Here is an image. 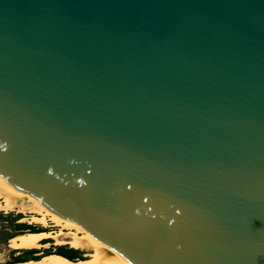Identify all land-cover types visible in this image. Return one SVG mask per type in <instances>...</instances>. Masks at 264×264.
<instances>
[{"label":"water","instance_id":"95a60500","mask_svg":"<svg viewBox=\"0 0 264 264\" xmlns=\"http://www.w3.org/2000/svg\"><path fill=\"white\" fill-rule=\"evenodd\" d=\"M0 177L128 264H264V0H0Z\"/></svg>","mask_w":264,"mask_h":264},{"label":"bare ground","instance_id":"6f19581e","mask_svg":"<svg viewBox=\"0 0 264 264\" xmlns=\"http://www.w3.org/2000/svg\"><path fill=\"white\" fill-rule=\"evenodd\" d=\"M0 211L22 213V221L38 223L43 227L48 226L49 222L54 226L60 227L59 231H42L39 234H32L23 231L22 234H15L9 239L11 248H38L48 246L42 244L41 240L45 237L52 238L55 245H67L70 248L81 249L85 255L90 257V264H128L119 258L101 241L66 219L65 217L53 212L43 206L37 199L21 190L16 189L7 181L0 177ZM28 215L27 217V214ZM61 227L67 231H62ZM39 232V231H38ZM109 250L111 253H109ZM0 264H10L3 262L0 256ZM61 264H69L61 262Z\"/></svg>","mask_w":264,"mask_h":264},{"label":"rangeland","instance_id":"374dc122","mask_svg":"<svg viewBox=\"0 0 264 264\" xmlns=\"http://www.w3.org/2000/svg\"><path fill=\"white\" fill-rule=\"evenodd\" d=\"M19 215L24 217L22 213H17L14 211L5 213L4 211H0V256L2 257L3 262H11L14 259L15 256V252H13L14 248L10 247L8 236H10L11 234L17 231L18 228L17 223L25 222L21 220L23 217L17 219L19 218ZM28 215L30 214L28 213L27 217ZM27 223L46 229V231H50V232L53 231L56 232L60 230V227L54 226L53 223L51 222H49L48 226L46 227H43L38 223H29V222ZM61 229L64 232L67 231L66 228L61 227ZM86 258L88 259L87 261H82V262L74 261V263H69V264H90L91 263L90 257L86 256ZM45 261L48 264H57L56 260H53L50 256L47 257Z\"/></svg>","mask_w":264,"mask_h":264},{"label":"trees","instance_id":"16d2710c","mask_svg":"<svg viewBox=\"0 0 264 264\" xmlns=\"http://www.w3.org/2000/svg\"><path fill=\"white\" fill-rule=\"evenodd\" d=\"M22 217L23 216H20L19 215V218H17V219H20ZM17 226H18L17 231L15 233L11 234L10 236H8V239L10 237H12L13 235H15V234H22L23 231L24 232L25 231H28V232H31V233H35V232H38V231L39 232L46 231V229L40 228V227L35 226L33 224H28L27 222L17 223ZM48 241L49 240H46L45 239V240L42 241V243H45V242H48ZM17 251H19V250L13 249V252L16 253ZM24 251H26V252H32V253L36 252L37 253V252H40L41 250H39V249H25ZM73 252L75 254H73ZM43 253L45 255H48V254L61 255V256L65 257V258L69 259V260H72L73 262L76 259H85V257L82 255V252L80 250H76L74 248H70L67 245H59V246H56L55 249L52 248V247L51 248H48V249H44L43 250ZM50 257L53 260H56V261H59V262L70 263V262H68V261H66V260H64V259H62L60 257L54 256V255H52ZM20 258H21L20 256H14V259L13 260L14 261H19ZM37 259H39V257H33V260H37ZM8 263H14V262H8Z\"/></svg>","mask_w":264,"mask_h":264},{"label":"crops","instance_id":"0c3cea01","mask_svg":"<svg viewBox=\"0 0 264 264\" xmlns=\"http://www.w3.org/2000/svg\"><path fill=\"white\" fill-rule=\"evenodd\" d=\"M42 232V231H41ZM40 232H35V234H39ZM32 234H34V233H32ZM34 234V235H35ZM10 239V238H9ZM49 240L48 242H45V243H42V244H48V246H42V247H38V248H34V249H39V250H41L40 252H34V253H32V252H26V251H24L25 249H27V248H19V249H17V250H19V251H17L16 253H15V256H20L21 258L19 259V261H11V262H14V263H10V264H48L46 261H45V259L47 258V257H49V256H52V255H54V256H57V257H60V258H62V259H64V260H66V261H68V262H70V263H74L72 260H69V259H67V258H65V257H63V256H61V255H57V254H48V255H45L44 253H43V250L44 249H48V248H54L55 249V247L56 246H59V245H55L54 243H53V239L52 238H47V237H45V238H43L42 240H41V242L43 241V240ZM28 249H33V248H28ZM76 250H80L81 252H82V255L85 257V259H76L75 261L76 262H82V261H87L88 259L86 258V255H85V253H84V251L83 250H81V249H76ZM72 253V252H71ZM73 254H75L74 252H73ZM33 257H39V259H37V260H33ZM56 263L57 264H61L59 261H56Z\"/></svg>","mask_w":264,"mask_h":264}]
</instances>
